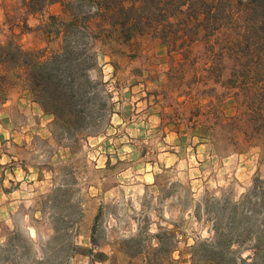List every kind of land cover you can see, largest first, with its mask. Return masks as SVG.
<instances>
[{"label":"rangeland","instance_id":"374dc122","mask_svg":"<svg viewBox=\"0 0 264 264\" xmlns=\"http://www.w3.org/2000/svg\"><path fill=\"white\" fill-rule=\"evenodd\" d=\"M19 14L26 32L27 13ZM39 16L47 59L63 41L47 35L50 7ZM88 27L98 37L90 78L113 113L74 138L51 117L49 139L23 147L1 140L27 124L20 108L8 113L12 129H0V264H207L215 251L206 245L230 231V205L249 196L257 206L254 181L264 183V141L244 135L246 110L225 83L234 65L228 34L192 44L184 60L148 36L123 43L98 17ZM214 42L228 51L210 67ZM13 87L27 85L9 74L0 107ZM258 209L249 216L252 237L229 243L226 264H264L253 261L264 227Z\"/></svg>","mask_w":264,"mask_h":264},{"label":"trees","instance_id":"16d2710c","mask_svg":"<svg viewBox=\"0 0 264 264\" xmlns=\"http://www.w3.org/2000/svg\"><path fill=\"white\" fill-rule=\"evenodd\" d=\"M20 1L29 15L41 14L50 5L60 4L62 16L66 18L50 16L47 35L61 37L63 47L61 52L44 59V50L26 51L9 38L0 44V82L5 84L9 74L14 79L23 78L32 101L53 118L55 128L62 135L74 138L89 128L99 127L113 113L110 96L104 93L103 85L90 78V72L97 67L93 49L98 37L88 26L98 17L110 32L118 33L123 43L136 36H148L160 41L168 54H180L184 60L192 44L227 33L230 51L227 46L214 49L213 45L217 44L214 42L210 53L216 60L210 67L222 61L225 51L234 54L226 56L234 65L225 83L241 97V110H246L244 135L248 139L258 136L264 141V0ZM216 72H212L217 75L215 80L221 77L220 70ZM252 192L259 196L257 218H260L264 214V183L254 181ZM248 197L230 205L226 224L230 231L216 233L217 246L206 245L215 251H208L207 264L228 263L225 256L231 254L229 243L234 238L252 237L248 222L257 206L250 205ZM256 241L253 261L260 259L263 263L264 227L259 228ZM99 257L104 256L99 254Z\"/></svg>","mask_w":264,"mask_h":264},{"label":"crops","instance_id":"0c3cea01","mask_svg":"<svg viewBox=\"0 0 264 264\" xmlns=\"http://www.w3.org/2000/svg\"><path fill=\"white\" fill-rule=\"evenodd\" d=\"M49 7L51 16H59L62 14V9L58 4L55 3ZM19 13L24 14L27 12L18 5L16 0H0V44H4L9 38H13L26 51L45 49L47 44L42 36V32L38 28L39 22H36V24L33 22L36 20L35 18H40L41 16L39 14L29 15L27 13V18L24 21L27 31L24 32L22 30L23 21L19 22L16 20L20 15ZM10 92L14 93L5 97L0 107V114L7 111V114L0 116V129L2 132L4 129H12L13 122L8 113L12 112V109L15 107L20 108V112L26 117L25 122L27 124H24V127H20L15 132H8L7 136H3L1 140L17 143L23 147L29 146L30 142L36 137L49 139L50 133L48 132V126L52 118L45 115L40 106L32 101L27 88L21 89L19 87H13L10 89ZM20 171L23 172L21 167L17 172ZM28 171L30 172V170ZM9 173H15V170L11 169ZM24 176L25 171L22 177Z\"/></svg>","mask_w":264,"mask_h":264}]
</instances>
